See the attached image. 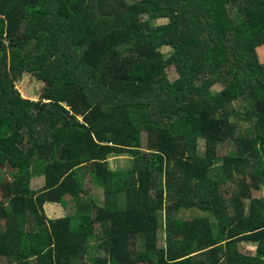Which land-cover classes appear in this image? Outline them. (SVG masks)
Returning a JSON list of instances; mask_svg holds the SVG:
<instances>
[{
	"label": "trees",
	"instance_id": "16d2710c",
	"mask_svg": "<svg viewBox=\"0 0 264 264\" xmlns=\"http://www.w3.org/2000/svg\"><path fill=\"white\" fill-rule=\"evenodd\" d=\"M259 50L264 0H0V264H264Z\"/></svg>",
	"mask_w": 264,
	"mask_h": 264
},
{
	"label": "rangeland",
	"instance_id": "374dc122",
	"mask_svg": "<svg viewBox=\"0 0 264 264\" xmlns=\"http://www.w3.org/2000/svg\"><path fill=\"white\" fill-rule=\"evenodd\" d=\"M130 1H136V0H130ZM153 20V24L156 23V25L158 24H163L166 22L164 17H157V18H151ZM163 54L167 55L169 53V49L168 48H162L161 49ZM258 54V58L261 62L264 61V55H262L261 50L257 51ZM167 74H168V78L170 80H173L177 77V75L174 73V71L171 69H167ZM15 84V88L18 90V92L20 93L21 97L23 99H29V100H37L40 93L42 92L43 89V83L36 80L35 78L29 76V75H22L20 78H18L17 80H15L14 82ZM222 89L221 83H216L212 88H211V93H217ZM235 123L237 125V130H236V135H240L243 134L245 131V127H247V125L242 122V121H238L235 120ZM196 142L194 143V146L196 148H198V150L200 151V153H203V142L199 139L195 140ZM142 142L143 145L145 144V135L143 134L142 136ZM232 149V146L230 144H228L227 142L222 143L219 145V148L217 149V155L219 156H223L225 154L228 153V151H230ZM126 161H130V158L128 155H122V156H117L114 158L110 157L108 158V162L111 163V165L116 168V167H120L123 168L126 166ZM0 179L4 180L6 179L5 176V171L0 168ZM82 188H83V192L86 193V196H92V198L97 202V204H101L102 200H103V194H102V190L97 187L94 186L87 178L85 180L82 181ZM34 188H37V186H39L38 182H34L33 185ZM228 188V186L223 185L222 190L223 192H226V189ZM216 190L219 189V184L218 186L215 187ZM84 195V194H83ZM82 195V196H83ZM254 196L256 197H264V188L260 191V192H256L254 193ZM72 211V202H69L68 198L65 199V202L63 204L62 207L57 206V205H51V206H46L45 207V213L47 218L50 219H56V218H60L63 217L65 215L70 214ZM201 212L199 211H195V214H200ZM157 239H158V246L162 247L164 244V233L162 230L158 231L157 234ZM247 246H249V244L246 243H242L240 245V251L242 252H246V253H253L254 248H247ZM94 238L91 237L89 239V244H88V252L86 255V264H89L92 262V260L94 259V257H96V253L94 252Z\"/></svg>",
	"mask_w": 264,
	"mask_h": 264
},
{
	"label": "crops",
	"instance_id": "0c3cea01",
	"mask_svg": "<svg viewBox=\"0 0 264 264\" xmlns=\"http://www.w3.org/2000/svg\"><path fill=\"white\" fill-rule=\"evenodd\" d=\"M197 151H198V148H197ZM112 158L115 159V157H112ZM109 166H110V168L113 169V170H122V169H127V168H129V167H130V163H129V161H126V166L123 167V168H120V167H116V168H114V167L111 165V163H109ZM34 182L41 183V179L33 180L32 185H33ZM46 206H51V205L48 204V205H46ZM46 206H45V207H46ZM247 248H253V247L247 246Z\"/></svg>",
	"mask_w": 264,
	"mask_h": 264
}]
</instances>
